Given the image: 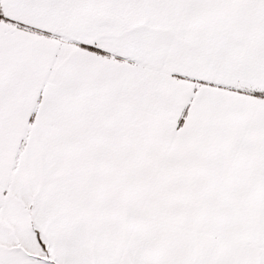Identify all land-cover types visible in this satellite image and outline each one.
<instances>
[{
	"label": "snow or ice",
	"instance_id": "1",
	"mask_svg": "<svg viewBox=\"0 0 264 264\" xmlns=\"http://www.w3.org/2000/svg\"><path fill=\"white\" fill-rule=\"evenodd\" d=\"M0 264H264V0H0Z\"/></svg>",
	"mask_w": 264,
	"mask_h": 264
}]
</instances>
